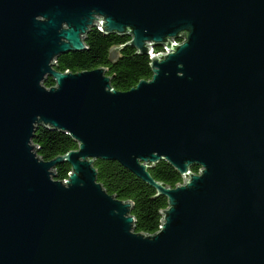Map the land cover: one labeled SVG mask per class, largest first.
Here are the masks:
<instances>
[{
    "label": "water",
    "instance_id": "95a60500",
    "mask_svg": "<svg viewBox=\"0 0 264 264\" xmlns=\"http://www.w3.org/2000/svg\"><path fill=\"white\" fill-rule=\"evenodd\" d=\"M94 29L131 38L152 78L57 71ZM42 128L78 149L44 161ZM97 160L167 199L156 234ZM162 161L175 188L150 174ZM0 264H264V0H0Z\"/></svg>",
    "mask_w": 264,
    "mask_h": 264
},
{
    "label": "trees",
    "instance_id": "16d2710c",
    "mask_svg": "<svg viewBox=\"0 0 264 264\" xmlns=\"http://www.w3.org/2000/svg\"><path fill=\"white\" fill-rule=\"evenodd\" d=\"M129 37L104 35L98 29L92 30L86 40L88 49L63 55L57 60V71L80 73L106 68L112 78V86L119 92H126L142 80L152 78L150 57L142 56L137 50L126 46ZM118 49L115 61H110V53ZM157 52H160L156 48ZM54 85L51 79L45 83ZM38 149V156L46 162L64 156L78 149V144L67 134L47 128L39 129L33 140ZM98 181L106 191L119 200L134 204L133 216L136 218V232L146 235L156 234L163 222L161 212L168 207L165 197H157L156 191L136 175L116 161L97 160ZM198 168H194L195 173ZM56 180L66 181L71 173L68 163L60 164L55 169ZM152 177L166 187L175 188L182 183L180 174L167 162L162 161L150 170Z\"/></svg>",
    "mask_w": 264,
    "mask_h": 264
},
{
    "label": "built area",
    "instance_id": "2783aa9c",
    "mask_svg": "<svg viewBox=\"0 0 264 264\" xmlns=\"http://www.w3.org/2000/svg\"><path fill=\"white\" fill-rule=\"evenodd\" d=\"M177 44H178V43H177ZM159 53H165V54H166V53H168V50L165 48V49H161L160 52H157L156 49H155V52L152 53V55H157V54H159ZM150 57H151V56H150Z\"/></svg>",
    "mask_w": 264,
    "mask_h": 264
},
{
    "label": "flooded vegetation",
    "instance_id": "af4514ba",
    "mask_svg": "<svg viewBox=\"0 0 264 264\" xmlns=\"http://www.w3.org/2000/svg\"><path fill=\"white\" fill-rule=\"evenodd\" d=\"M158 50H161V48H157Z\"/></svg>",
    "mask_w": 264,
    "mask_h": 264
}]
</instances>
